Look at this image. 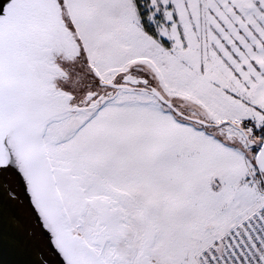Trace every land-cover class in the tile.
Segmentation results:
<instances>
[{
    "label": "snow or ice",
    "instance_id": "6c2138e0",
    "mask_svg": "<svg viewBox=\"0 0 264 264\" xmlns=\"http://www.w3.org/2000/svg\"><path fill=\"white\" fill-rule=\"evenodd\" d=\"M0 264H264V0H0Z\"/></svg>",
    "mask_w": 264,
    "mask_h": 264
}]
</instances>
